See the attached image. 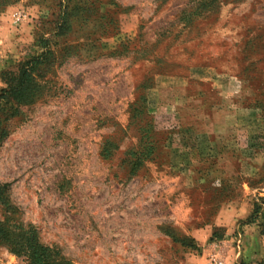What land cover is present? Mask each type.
<instances>
[{
	"label": "rangeland",
	"instance_id": "374dc122",
	"mask_svg": "<svg viewBox=\"0 0 264 264\" xmlns=\"http://www.w3.org/2000/svg\"><path fill=\"white\" fill-rule=\"evenodd\" d=\"M4 15L0 264H264V0Z\"/></svg>",
	"mask_w": 264,
	"mask_h": 264
},
{
	"label": "crops",
	"instance_id": "0c3cea01",
	"mask_svg": "<svg viewBox=\"0 0 264 264\" xmlns=\"http://www.w3.org/2000/svg\"><path fill=\"white\" fill-rule=\"evenodd\" d=\"M8 20L10 19L5 17V15L4 17L0 18V48L1 46H4V51L3 52L0 51V56L4 57V64L7 63L8 58L10 57V55H7V52L10 49H7V48L8 47L11 48V46L14 43H16V40L22 37V36H19V34H16L15 31L12 30V25L10 24V22H8ZM246 183L247 182H244L243 184H246Z\"/></svg>",
	"mask_w": 264,
	"mask_h": 264
},
{
	"label": "built area",
	"instance_id": "2783aa9c",
	"mask_svg": "<svg viewBox=\"0 0 264 264\" xmlns=\"http://www.w3.org/2000/svg\"><path fill=\"white\" fill-rule=\"evenodd\" d=\"M210 264H223L220 260H214Z\"/></svg>",
	"mask_w": 264,
	"mask_h": 264
}]
</instances>
